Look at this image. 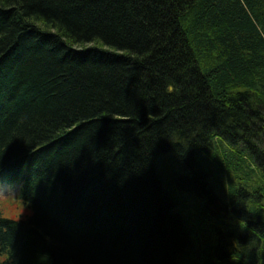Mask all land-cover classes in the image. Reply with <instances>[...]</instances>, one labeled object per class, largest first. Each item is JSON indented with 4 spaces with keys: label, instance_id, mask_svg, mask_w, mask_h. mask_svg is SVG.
<instances>
[{
    "label": "trees",
    "instance_id": "obj_1",
    "mask_svg": "<svg viewBox=\"0 0 264 264\" xmlns=\"http://www.w3.org/2000/svg\"><path fill=\"white\" fill-rule=\"evenodd\" d=\"M23 164L2 264H179L185 193L239 214L211 258L264 264V0H0V174Z\"/></svg>",
    "mask_w": 264,
    "mask_h": 264
},
{
    "label": "rangeland",
    "instance_id": "obj_2",
    "mask_svg": "<svg viewBox=\"0 0 264 264\" xmlns=\"http://www.w3.org/2000/svg\"><path fill=\"white\" fill-rule=\"evenodd\" d=\"M220 150L221 149L218 148V146H217V147H214L211 151L214 154L216 151L219 152ZM163 157L165 159H167L168 156L163 155ZM231 164H229V165H231ZM202 167L204 168L203 165H202ZM202 167H200L201 170L203 169ZM206 171L210 172L208 166L206 168ZM184 173H186V172H184ZM195 173H199V169H195ZM226 179H227V176L225 178V181H227ZM257 181L261 182L262 180H260V178H259ZM206 182L209 184L208 179L206 180ZM235 182H237V181H235ZM261 184H263V182H261ZM226 185L228 188L229 184L226 183ZM239 185L244 187L243 181H241L239 183ZM209 188L214 189L211 184H209ZM226 190L231 191L230 189H226ZM4 191L7 192V191H9V189L7 187H5ZM193 191H197V189H195V190L193 189ZM11 192L12 191H9V193H7V194H2V193L0 194V198L3 196H6V197L0 199V202H1L0 205H10L12 208L16 207L17 202L14 201V198H13ZM197 192H199V191H197ZM199 193L202 194L201 191ZM205 193L208 194L207 190H205ZM260 193L262 194V197H263L264 196V188L261 189ZM260 193H259V195H261ZM216 194L218 195L219 198H224V202L227 201L226 195H224L222 192L218 191V192H216ZM197 196L200 197L199 195H197ZM194 197H195V195H193V194L185 193V198H184L185 203L183 200H181V202H182L181 209L185 208L184 214L191 217V221L188 220L189 221L188 223L190 224V227H191V229H190L191 231L189 233H191L190 237L192 238V240H194V247L192 249L193 251H190L189 253H187L185 255V257L179 259V264H222V263L234 264L233 262H237V260L240 261V259L238 258L239 256L238 257L233 256V254L231 253V250H230V248H231L230 246L234 247V250L238 249V243H236V241L233 239H230V240H224L223 239L221 242L219 240V244H221L222 250L218 254L217 260L210 257V256H213L214 254H213V252L209 251L208 247L213 246V244L217 243V241L219 239L218 235L216 233H213L210 235L211 236L210 238L207 235L206 238H207L208 245H206V246L201 243L202 242L201 239H203L202 233L203 232L206 233L209 230L212 231L213 228H211V225H216V228L217 229L220 228L223 232H225L227 230L232 231V230L239 229L240 228L239 223H238V226H236V224L233 223V221H234L233 217L236 220H238L237 217L239 216V214L235 213L234 208H232V207H229L227 212L220 211V209H218V208L210 209L207 206H203V207H205V208H203L202 206L199 205V203H197V207H195ZM248 205H250V203H248ZM0 209L3 211L5 216L13 217V216L9 215V209L7 207H0ZM27 212H28V209H25L23 214L21 215V217L26 216ZM209 212L212 215L217 214L216 217H220L223 220V223L225 222V224L221 225L220 222H218L217 218H215V217L212 219L207 218V216L209 215ZM255 219H257V218L255 217ZM225 229H227V230H225ZM242 231L246 232V230H244V229H242ZM239 246H240V244H239ZM241 247H243L245 250L257 251V249H255L254 246H251L249 244H248V246L247 245H243V246L241 245ZM237 251H239V250H237ZM210 252L212 253V255L209 256L208 253H210ZM262 254L263 253L261 251L258 252V257L260 258V259H258V261L260 260V262H262L261 260H262V258H264V254H263V257H262Z\"/></svg>",
    "mask_w": 264,
    "mask_h": 264
},
{
    "label": "clouds",
    "instance_id": "obj_3",
    "mask_svg": "<svg viewBox=\"0 0 264 264\" xmlns=\"http://www.w3.org/2000/svg\"><path fill=\"white\" fill-rule=\"evenodd\" d=\"M17 201L15 208H12L10 205H0V207H7L9 209V215L13 216L16 220H19L28 205L24 203L22 197L17 198Z\"/></svg>",
    "mask_w": 264,
    "mask_h": 264
},
{
    "label": "bare ground",
    "instance_id": "obj_4",
    "mask_svg": "<svg viewBox=\"0 0 264 264\" xmlns=\"http://www.w3.org/2000/svg\"><path fill=\"white\" fill-rule=\"evenodd\" d=\"M18 172L20 171V170H17Z\"/></svg>",
    "mask_w": 264,
    "mask_h": 264
}]
</instances>
